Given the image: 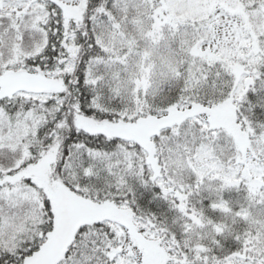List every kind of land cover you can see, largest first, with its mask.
Here are the masks:
<instances>
[{"label":"snow or ice","instance_id":"obj_1","mask_svg":"<svg viewBox=\"0 0 264 264\" xmlns=\"http://www.w3.org/2000/svg\"><path fill=\"white\" fill-rule=\"evenodd\" d=\"M0 264H264V0H0Z\"/></svg>","mask_w":264,"mask_h":264}]
</instances>
